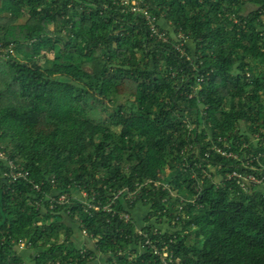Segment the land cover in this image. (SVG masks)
I'll return each mask as SVG.
<instances>
[{
  "label": "trees",
  "instance_id": "obj_1",
  "mask_svg": "<svg viewBox=\"0 0 264 264\" xmlns=\"http://www.w3.org/2000/svg\"><path fill=\"white\" fill-rule=\"evenodd\" d=\"M123 1L0 0V264H264V0Z\"/></svg>",
  "mask_w": 264,
  "mask_h": 264
},
{
  "label": "built area",
  "instance_id": "obj_2",
  "mask_svg": "<svg viewBox=\"0 0 264 264\" xmlns=\"http://www.w3.org/2000/svg\"><path fill=\"white\" fill-rule=\"evenodd\" d=\"M130 1V2H129ZM124 4H130L129 8L132 12H137L143 14L145 18V22L149 27V30L151 31V34L156 35L157 38L166 40L165 34L158 30L157 28V22L155 21V18L149 14L147 11V8L143 4V0H124ZM178 49L181 51V53H184V49L182 47H178ZM219 152L226 156H232L235 157L232 153L225 154L220 149H217ZM0 160H7L6 156L2 151H0ZM5 163L8 165L10 171L7 173L12 180H15L17 178H25L28 175V172L26 170H23L22 167H17L11 160L5 161ZM252 168V167H251ZM254 169V168H253ZM227 178H234L236 180V183L240 185V187L243 190H248L250 185H259L264 180V170H261L260 176L256 175L255 173H248V174H242L240 172H237L233 170L232 172L227 174ZM35 188L39 189V187L36 185ZM51 202L56 201V203H63L66 201V197L64 194H60L57 196L56 200L54 197L50 198ZM34 203H37L34 201ZM145 243H148V240H146ZM22 247V245H20ZM165 255V253L163 254Z\"/></svg>",
  "mask_w": 264,
  "mask_h": 264
},
{
  "label": "rangeland",
  "instance_id": "obj_3",
  "mask_svg": "<svg viewBox=\"0 0 264 264\" xmlns=\"http://www.w3.org/2000/svg\"><path fill=\"white\" fill-rule=\"evenodd\" d=\"M139 212V214H140V211H138Z\"/></svg>",
  "mask_w": 264,
  "mask_h": 264
}]
</instances>
